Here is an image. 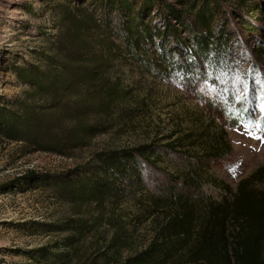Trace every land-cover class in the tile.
<instances>
[{"label": "rangeland", "instance_id": "374dc122", "mask_svg": "<svg viewBox=\"0 0 264 264\" xmlns=\"http://www.w3.org/2000/svg\"><path fill=\"white\" fill-rule=\"evenodd\" d=\"M129 1L142 14L143 22L163 36L155 37L149 55L144 57L150 70L131 59L122 63L120 75L134 99L128 117L72 156L29 153L21 144L0 140V264H42L34 260L38 249L53 250L56 244L64 243L65 233L46 227L37 230L33 222L57 225L70 218L92 222L98 217L102 221L100 232L107 239L117 230L122 238L127 236L132 241L133 248L145 245L159 215L165 212L164 201L157 206L155 200L175 193L201 205L217 202L229 197L220 188L223 184L235 191L240 180L264 167V0H219L222 13L217 14L216 24L226 15L224 24L233 36V54L227 56L232 70L229 74L211 72L210 62L189 57V49L195 44L190 42L186 25L172 12H180L188 23L197 4L191 8L188 0ZM105 3L0 0V103L23 98L29 91L17 76L20 68L46 70V57L61 59L58 48L67 42L68 31L65 11H95L99 22L116 26L120 15L104 8ZM169 23L173 34L167 29ZM177 38H181L178 44L174 43ZM167 59L178 66L193 63L187 73L176 69L172 74ZM218 137L225 138L231 147L223 157L210 151ZM147 145L154 146L158 156L144 163V189L138 197L118 206H74L60 200L51 189L32 187V180L22 181L20 187L6 186L31 172L65 173L100 151ZM256 186L264 188V182ZM97 237L88 235L82 241V251L99 252L101 247L94 245ZM131 251L121 249L118 255L110 251L106 260L96 264H116Z\"/></svg>", "mask_w": 264, "mask_h": 264}, {"label": "trees", "instance_id": "16d2710c", "mask_svg": "<svg viewBox=\"0 0 264 264\" xmlns=\"http://www.w3.org/2000/svg\"><path fill=\"white\" fill-rule=\"evenodd\" d=\"M188 1L191 8L198 5L188 23L180 12L172 15L186 25L190 42L195 44L189 49V57L210 62L211 72L229 74L232 70L227 56L233 54V36L225 27L226 15L216 24L217 14L222 13L220 1ZM105 2L104 8L120 15L116 26L99 22L95 11L82 8H73L74 13L65 11L68 31L67 42L60 43L58 48L61 59L46 57V70L23 67L17 71L29 91L23 98L0 103V140L21 144L29 153L72 156L89 146L94 137L108 133L128 117L134 99L120 75L124 70L122 63L125 65L131 59L150 70L144 57L149 55L155 37H162L163 33L145 24L131 1ZM170 26L173 27L169 23L167 29L173 34L174 27ZM179 41L181 38L174 43ZM167 60V69L172 74L176 69L187 73L193 63L190 59L191 63L180 67ZM216 140L210 148L214 156L223 157L230 152L225 138ZM157 156L151 145L105 150L65 173L31 172L6 186L20 187L22 181L32 180V187L51 189L60 200L74 206H118L138 197L144 189V163ZM263 182L264 167H261L240 180L235 191L223 184L220 188L229 197L217 202L201 205L175 193L155 200L157 206L164 201L165 212L159 215L149 242L135 248L117 230L110 239L101 234L102 221L98 217L92 222L70 218L57 225L33 222L34 227H39L37 230L46 227L48 231L67 235L64 243L56 244L53 250L38 249L34 260L42 264H73L76 260L96 264L106 260L110 251L118 255L121 249L132 248L116 264H264V188L256 186ZM116 228L120 229L117 225ZM88 235L98 236L94 245L101 247L99 252L82 251V241Z\"/></svg>", "mask_w": 264, "mask_h": 264}]
</instances>
